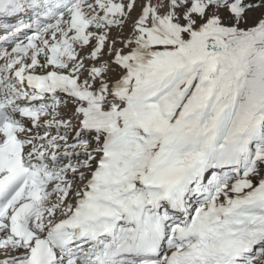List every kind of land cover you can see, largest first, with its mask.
<instances>
[{
    "label": "snow or ice",
    "instance_id": "6c2138e0",
    "mask_svg": "<svg viewBox=\"0 0 264 264\" xmlns=\"http://www.w3.org/2000/svg\"><path fill=\"white\" fill-rule=\"evenodd\" d=\"M0 264H264V0H0Z\"/></svg>",
    "mask_w": 264,
    "mask_h": 264
},
{
    "label": "bare ground",
    "instance_id": "6f19581e",
    "mask_svg": "<svg viewBox=\"0 0 264 264\" xmlns=\"http://www.w3.org/2000/svg\"><path fill=\"white\" fill-rule=\"evenodd\" d=\"M6 19H9V18H6Z\"/></svg>",
    "mask_w": 264,
    "mask_h": 264
}]
</instances>
